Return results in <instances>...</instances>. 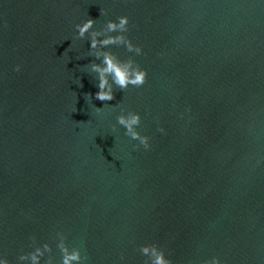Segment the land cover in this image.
I'll list each match as a JSON object with an SVG mask.
<instances>
[{"label":"water","instance_id":"95a60500","mask_svg":"<svg viewBox=\"0 0 264 264\" xmlns=\"http://www.w3.org/2000/svg\"><path fill=\"white\" fill-rule=\"evenodd\" d=\"M122 14L148 77L101 101L75 25ZM58 232L85 264H264V0H0V252L58 264Z\"/></svg>","mask_w":264,"mask_h":264},{"label":"clouds","instance_id":"9594fccd","mask_svg":"<svg viewBox=\"0 0 264 264\" xmlns=\"http://www.w3.org/2000/svg\"><path fill=\"white\" fill-rule=\"evenodd\" d=\"M129 16L122 14L115 19H108L102 28H96L94 18H85L75 25V35L83 38L87 34L90 37L88 55H93L99 62L91 61L86 66L88 71L95 74L97 91L93 94L101 101L112 100L114 89H127L129 86H142L148 77V70L142 67L135 59V55L143 53V47L134 43L127 35L129 30ZM122 46L129 55L121 58L109 46ZM15 70L20 71L21 65L16 64ZM104 107V106H103ZM103 107H96L97 112ZM116 124L124 129V134L130 139L137 141L135 147L142 146L144 149L151 147V136L142 133L138 126L141 124V113L134 110L121 108L116 116ZM164 132L160 126L158 129ZM56 248L59 249L60 259L58 264H85L86 254L80 247H70L67 236L63 232L56 233ZM33 247L29 251H22L17 256V264H57L50 253L52 244L48 241L36 243V237H30ZM139 252L144 257L143 264H174L166 254V250L157 242L143 243L139 246ZM0 264H13L6 255L0 252ZM201 264H228L227 260L219 255L210 256L202 260Z\"/></svg>","mask_w":264,"mask_h":264}]
</instances>
